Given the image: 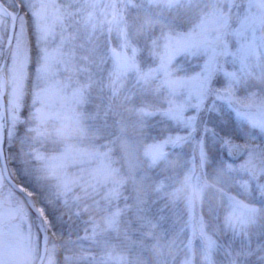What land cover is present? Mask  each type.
Returning a JSON list of instances; mask_svg holds the SVG:
<instances>
[{
    "label": "snow or ice",
    "instance_id": "obj_1",
    "mask_svg": "<svg viewBox=\"0 0 264 264\" xmlns=\"http://www.w3.org/2000/svg\"><path fill=\"white\" fill-rule=\"evenodd\" d=\"M0 264H264V0H0Z\"/></svg>",
    "mask_w": 264,
    "mask_h": 264
}]
</instances>
